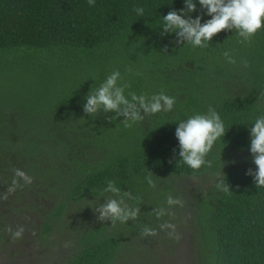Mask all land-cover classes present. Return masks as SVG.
<instances>
[{
  "label": "trees",
  "instance_id": "obj_1",
  "mask_svg": "<svg viewBox=\"0 0 264 264\" xmlns=\"http://www.w3.org/2000/svg\"><path fill=\"white\" fill-rule=\"evenodd\" d=\"M195 2L191 18L211 19ZM136 6L144 8L142 17ZM184 6L185 0H95L94 7L88 0H0L1 264L33 257L39 264H166L179 239L159 229L165 221L176 225L177 236L190 229L194 239L184 253L192 249L195 264H264V187L246 175L256 171L250 127L264 115V30L250 45L235 31L216 35L207 48L179 45L174 33L161 35V26ZM116 70L131 85L125 95L163 91L176 98L173 111L132 127L123 117L109 122L114 113L87 116L86 96ZM198 74L212 87L195 89ZM209 106L226 134L206 157L212 167L194 172L179 160L175 129ZM222 171L230 192L216 188ZM110 180L140 197L125 200L141 208L136 221L112 227L97 220L93 209L113 195L101 196ZM169 194L184 206L157 220L151 212L167 208ZM145 225L158 235L141 238ZM19 227L22 237L13 239Z\"/></svg>",
  "mask_w": 264,
  "mask_h": 264
},
{
  "label": "clouds",
  "instance_id": "obj_2",
  "mask_svg": "<svg viewBox=\"0 0 264 264\" xmlns=\"http://www.w3.org/2000/svg\"><path fill=\"white\" fill-rule=\"evenodd\" d=\"M201 10L211 19L201 23L202 16L197 15L191 18V13L197 11L195 0H185L184 9L170 11L163 17L161 35L174 33L176 43L179 45H190L193 48L210 47L212 39L221 32L235 31L239 36V43L250 45L253 37L261 30H264V0H198ZM90 7L95 6V0H88ZM134 11L138 16L144 15V8L136 6ZM163 51L166 53L167 48ZM229 64L235 65L236 59L230 51L222 53ZM247 68L248 62L243 61ZM129 71H131L129 69ZM131 85L122 81L119 70L110 73L98 86L90 90L86 96V103L83 111L87 116L97 117L101 112L104 114L114 113L107 117L109 122L123 117L121 121L125 127H132L137 122H142L146 116L155 115L161 112L170 113L176 105V98L161 91L158 94L149 96L134 91H128ZM224 123L215 110L209 106L207 113L195 114L182 120L177 124L175 137L179 143V160L191 168L194 172L202 167H212V161L206 159L211 153L218 140L225 136ZM250 153L256 171L249 169L246 175L253 177L257 188L264 187V115L258 117L250 127ZM146 183L150 188L157 187L153 180V173L146 168ZM15 176L22 178L24 183L31 184L32 178L20 169H15ZM17 180H13V187L8 191L15 190ZM216 188L223 192H230V186L226 183V177L222 173L217 174ZM106 193L113 194L103 200V203L93 209L99 222H108L115 227L117 222L126 224L129 221H136L141 213L140 207L130 206L125 200L140 202V197L133 196L130 191H122L114 181H108L107 186L102 190L101 196ZM119 197V199L113 198ZM167 208L161 206L154 208L151 212L157 220L165 216H174L171 209L175 206L183 207L184 201L181 198L169 194L166 198ZM161 231H168L170 238L179 237L176 234V225L170 222L159 224ZM8 231L12 232L9 228ZM25 229L19 227L12 232L13 239L21 238ZM141 238L155 237L158 232L155 228L147 225L142 227Z\"/></svg>",
  "mask_w": 264,
  "mask_h": 264
},
{
  "label": "rangeland",
  "instance_id": "obj_3",
  "mask_svg": "<svg viewBox=\"0 0 264 264\" xmlns=\"http://www.w3.org/2000/svg\"><path fill=\"white\" fill-rule=\"evenodd\" d=\"M234 71L233 73H231L229 75L230 78L234 77ZM197 76H200L199 74ZM200 83H202L205 88H211L212 85L207 81L206 77L200 76V78L197 79V84L195 85V89L196 88H202ZM238 83H227V88L231 87H235ZM245 86V85H244ZM248 87V86H247ZM188 183H191L192 186H199V182L197 180H188L186 181ZM188 219L184 218L183 220V226L185 225V223H188ZM182 226V227H183ZM186 226V225H185ZM183 233H181L180 235H178V239H179V244H178V249L175 253V255H173L172 258L168 259V262L166 264H195L194 260H195V256L191 257L193 250L189 248V250L187 252L184 253L185 251V245L188 243L191 244L193 242V234L192 232H190V229L187 230L185 229L184 231H182ZM190 247V246H189ZM1 259L2 256L0 255V264H1ZM33 261L29 262V264H31L33 262V264H39L37 261V257H33ZM10 261V260H9Z\"/></svg>",
  "mask_w": 264,
  "mask_h": 264
}]
</instances>
